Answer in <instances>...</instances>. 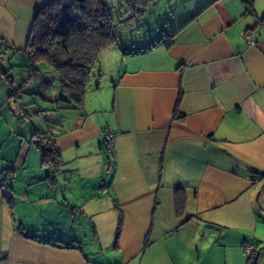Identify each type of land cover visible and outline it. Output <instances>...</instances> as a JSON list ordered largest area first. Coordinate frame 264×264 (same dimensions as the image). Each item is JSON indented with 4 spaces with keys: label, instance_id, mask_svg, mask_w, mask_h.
Returning a JSON list of instances; mask_svg holds the SVG:
<instances>
[{
    "label": "crops",
    "instance_id": "1",
    "mask_svg": "<svg viewBox=\"0 0 264 264\" xmlns=\"http://www.w3.org/2000/svg\"><path fill=\"white\" fill-rule=\"evenodd\" d=\"M50 1L0 0V39L13 63H24L0 68V76L9 70L2 82L16 76L20 87L34 14ZM176 1L147 9L162 20L161 38L100 53L106 81L87 90L84 110L47 109L37 126L18 122L23 142L4 173L10 203L0 191V264H246L245 242L264 264V180L245 177L264 172V0ZM56 83L36 65L16 94H41L52 108ZM34 129L56 134L63 164L54 183L48 168L33 166L37 159L43 168Z\"/></svg>",
    "mask_w": 264,
    "mask_h": 264
},
{
    "label": "trees",
    "instance_id": "2",
    "mask_svg": "<svg viewBox=\"0 0 264 264\" xmlns=\"http://www.w3.org/2000/svg\"><path fill=\"white\" fill-rule=\"evenodd\" d=\"M249 2L251 3L252 0ZM153 3L154 0H119V7L129 16L135 17L147 11ZM114 24L115 20L112 17L111 9L102 0H51L35 12L30 35L26 47L23 49L28 61V70L21 79L20 87L13 90L12 96L20 99L21 96L17 95L16 91L21 90L23 84L32 83L33 80L26 83L25 78L30 71L33 73V78L35 77L36 65H44L55 73L58 95L53 101H50L54 105L52 108H45L35 101L21 102L19 112L21 119L19 121L31 120L32 117L36 119L47 109L55 111L85 109L87 87L93 77L94 69H96L95 76H101L99 55L116 42L117 37L113 31ZM7 49L6 43V49L2 52ZM13 57L14 53L10 55V62H14ZM1 72L4 73L0 76V82L4 80L3 77L9 70ZM35 94L39 95V98L45 103L41 94L33 93L32 96ZM178 105L179 98L173 112L174 117L177 118L181 117ZM29 140L40 154L41 165L49 169L45 175L46 180L54 183V174L63 164L61 153L56 144V134L49 129H34ZM101 149L105 161H112V143L107 145L105 142V130ZM8 171L10 170L6 169L4 173ZM11 179L10 175L0 177V181L6 180L12 190V194H3L8 203L13 195ZM21 233L32 240L51 243L49 239L39 238L29 231H21ZM62 246L77 247L70 243H64ZM257 257V252L252 250L247 255L246 264H257Z\"/></svg>",
    "mask_w": 264,
    "mask_h": 264
},
{
    "label": "rangeland",
    "instance_id": "3",
    "mask_svg": "<svg viewBox=\"0 0 264 264\" xmlns=\"http://www.w3.org/2000/svg\"><path fill=\"white\" fill-rule=\"evenodd\" d=\"M102 1L111 9L112 17L115 20L113 31L117 39L116 42L112 45V48L110 49H119L122 54L124 53L125 46L131 45L132 42H149L150 40H156L162 37V27L160 24L162 20L157 19L158 12L155 8L151 11H144L141 16L139 15L132 17L129 16L124 10L119 7V0ZM169 1H171V7L175 8L177 1L166 0V3ZM0 52L1 69L4 67L7 68L9 66H24L23 62H10V54L2 51ZM95 75L96 69H94L93 77L91 78V82L87 87L88 93L91 90V85L97 86L99 82H101V84L103 85V83L106 81L105 74H103L102 80H99V77ZM13 80L14 81L11 84H9V82H0V157H2L0 158V177L4 175V170L6 169L13 171L14 167L16 166L15 162L18 154V152L16 153L17 144L19 142H23L21 136L23 135L24 130H18V122L21 119V114L19 113L21 107L17 101L20 100L24 103L28 101H35V103H38L40 105L45 104L37 94L32 96V98L30 99L28 98L29 96H24L23 94H21L20 99H16L15 96H12V93L13 90L19 85V80L16 76ZM47 80L48 81L44 84V91L49 94H52L54 92V87L52 86L51 78H48ZM32 118L30 120V125H34L35 123L38 124V121H35V119ZM33 149L37 153V155H39L40 160L39 152L36 150L35 147H33ZM33 166L38 169V174L39 169H46L45 167L40 168L39 163L37 164V159L34 161Z\"/></svg>",
    "mask_w": 264,
    "mask_h": 264
},
{
    "label": "built area",
    "instance_id": "4",
    "mask_svg": "<svg viewBox=\"0 0 264 264\" xmlns=\"http://www.w3.org/2000/svg\"><path fill=\"white\" fill-rule=\"evenodd\" d=\"M244 38L247 42L253 45L256 44L255 41L250 39L249 33H246ZM5 49H6V42L0 39V51H4ZM32 80H33V73L30 71L28 76L25 78V81L26 83H30ZM113 137H114V133L112 129L108 126L105 129V142L107 143V145H110L112 143ZM112 166H113V163L111 160L106 162L105 170L107 173L111 171ZM245 177L250 183H256V182L264 180V172L248 173ZM0 191H2L3 194H7V195L12 194V190L7 184L6 180L0 181ZM242 248H243V252L245 255H248L253 250V246L249 242H245Z\"/></svg>",
    "mask_w": 264,
    "mask_h": 264
},
{
    "label": "water",
    "instance_id": "5",
    "mask_svg": "<svg viewBox=\"0 0 264 264\" xmlns=\"http://www.w3.org/2000/svg\"><path fill=\"white\" fill-rule=\"evenodd\" d=\"M10 75H11V74H10ZM17 102H18V104H19V105H20V107H21V101H20V100H18Z\"/></svg>",
    "mask_w": 264,
    "mask_h": 264
}]
</instances>
